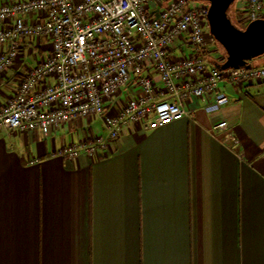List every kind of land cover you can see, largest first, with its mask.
<instances>
[{
  "label": "crops",
  "instance_id": "1",
  "mask_svg": "<svg viewBox=\"0 0 264 264\" xmlns=\"http://www.w3.org/2000/svg\"><path fill=\"white\" fill-rule=\"evenodd\" d=\"M47 44L22 42L0 76L1 101L35 63L25 53L35 47L41 60ZM209 45L207 62L221 63ZM219 85L229 102L218 111L204 108L211 96L190 97L188 115L129 123L93 154L61 151L105 135L99 117L48 135L0 128V264H264V81ZM138 89L123 86L111 111ZM220 120L227 129H212Z\"/></svg>",
  "mask_w": 264,
  "mask_h": 264
},
{
  "label": "built area",
  "instance_id": "2",
  "mask_svg": "<svg viewBox=\"0 0 264 264\" xmlns=\"http://www.w3.org/2000/svg\"><path fill=\"white\" fill-rule=\"evenodd\" d=\"M191 0H14L0 2V76L25 39L45 37L49 50L0 100V128L50 134L76 117H99L105 135L66 145L61 154L96 153L129 123L152 129L188 115L183 100H211L215 112L229 102L220 82L264 81V65L220 70L205 50L208 3ZM264 0H245L243 16L263 18ZM31 18V21L29 20ZM209 39V42H208ZM158 76L160 85L155 81ZM136 85L116 111L113 97ZM225 120L212 129H227Z\"/></svg>",
  "mask_w": 264,
  "mask_h": 264
},
{
  "label": "water",
  "instance_id": "3",
  "mask_svg": "<svg viewBox=\"0 0 264 264\" xmlns=\"http://www.w3.org/2000/svg\"><path fill=\"white\" fill-rule=\"evenodd\" d=\"M209 33L224 51V60L216 63L220 70L248 67L250 61L264 54V18L239 27L228 14L235 0H207Z\"/></svg>",
  "mask_w": 264,
  "mask_h": 264
},
{
  "label": "rangeland",
  "instance_id": "4",
  "mask_svg": "<svg viewBox=\"0 0 264 264\" xmlns=\"http://www.w3.org/2000/svg\"><path fill=\"white\" fill-rule=\"evenodd\" d=\"M238 1H239V0H235V1L231 4V6L229 7V10H228V14H229V16L231 17L232 22H233L235 25H237V26H239V27H244L248 22H247V20L244 18L242 11L239 12V13H235V12H236L235 7H236ZM190 3L193 4V5H199V4H201V3H208V1H207V0H191ZM207 30H208V32H209V27H207ZM208 42H209V39H208ZM214 42H215V41H214ZM215 43H216V42H215ZM47 45H49V43H48ZM216 45H218V47L221 49V46H220L219 44L216 43ZM39 46H40V48H42L43 50L46 48V45H45V44H44V45H43V44H40ZM31 51L33 52V54L31 53V54L28 55L27 53H25L24 60H25V63H26V64L34 63V62H36V60L40 59L39 57H41L40 54H39V52H38V50H37L35 47L32 48ZM221 51H223V50L221 49ZM42 52H44V51H42ZM251 61H253V62H257V63H259V64H260V63H263V62H264V54H262L261 56H258V57H256V58H254V59H252ZM129 93H130V89L127 88V89H125V91H124L123 94H124V96H128ZM122 99H123V97H122V98H116V99H115V102L118 103V102L121 101ZM70 121H71V120H70ZM70 121H68V122H70ZM76 121H77L78 123H81V122L83 123V122H84V120H83L82 118H80V117H77Z\"/></svg>",
  "mask_w": 264,
  "mask_h": 264
},
{
  "label": "trees",
  "instance_id": "5",
  "mask_svg": "<svg viewBox=\"0 0 264 264\" xmlns=\"http://www.w3.org/2000/svg\"><path fill=\"white\" fill-rule=\"evenodd\" d=\"M239 13V12H238ZM215 41V40H214ZM216 42V41H215ZM217 43V42H216ZM218 44V43H217ZM222 49V48H221ZM223 50V49H222ZM224 52V51H223ZM225 54L223 55L222 59H224Z\"/></svg>",
  "mask_w": 264,
  "mask_h": 264
}]
</instances>
